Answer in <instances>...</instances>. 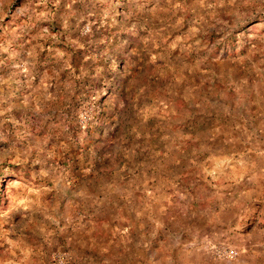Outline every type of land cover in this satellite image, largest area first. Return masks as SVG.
<instances>
[{
  "label": "rangeland",
  "instance_id": "374dc122",
  "mask_svg": "<svg viewBox=\"0 0 264 264\" xmlns=\"http://www.w3.org/2000/svg\"><path fill=\"white\" fill-rule=\"evenodd\" d=\"M0 264H264V0H0Z\"/></svg>",
  "mask_w": 264,
  "mask_h": 264
},
{
  "label": "built area",
  "instance_id": "2783aa9c",
  "mask_svg": "<svg viewBox=\"0 0 264 264\" xmlns=\"http://www.w3.org/2000/svg\"><path fill=\"white\" fill-rule=\"evenodd\" d=\"M235 256L234 253H232L231 255H229V258H233Z\"/></svg>",
  "mask_w": 264,
  "mask_h": 264
}]
</instances>
